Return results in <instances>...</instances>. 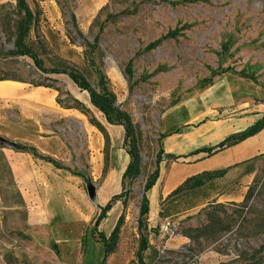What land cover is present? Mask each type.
<instances>
[{
  "label": "rangeland",
  "instance_id": "1",
  "mask_svg": "<svg viewBox=\"0 0 264 264\" xmlns=\"http://www.w3.org/2000/svg\"><path fill=\"white\" fill-rule=\"evenodd\" d=\"M16 3L0 0V80L24 83L28 89L52 84L61 107L89 97L64 72L86 79L97 92L113 94L115 106L135 127L145 173L121 185L118 194L127 189L131 193L117 242L104 259L98 234L109 238L120 215L113 211L122 200L113 202L95 229L104 175L95 179L92 174L91 152L80 126L64 119L53 122L54 136L63 142L61 157L55 159L58 167L81 179L79 191L94 209L86 221L63 216L56 199L51 221H34L33 207L23 201L7 165L5 153L11 149L0 142V264H139L142 187L147 175L156 169L159 175L163 165L177 161L164 154L159 136L188 130L186 114L198 115L192 125L198 128L264 117V0H26L33 23L24 44L45 70L57 73H42L28 55L10 54L23 20ZM6 110L12 123L0 124V138L22 145L13 124L16 111ZM85 116L93 121L88 112ZM120 149L128 152V139L122 148L106 145L108 165ZM196 180L202 188L183 201L199 206L168 219L148 215L149 226L157 230L149 245L158 256L153 260L148 250L142 254L144 262L264 260V251L251 258L264 244V153ZM88 185L95 188L96 203L88 198ZM71 199L67 188L66 202ZM165 220L174 228L162 235Z\"/></svg>",
  "mask_w": 264,
  "mask_h": 264
},
{
  "label": "crops",
  "instance_id": "2",
  "mask_svg": "<svg viewBox=\"0 0 264 264\" xmlns=\"http://www.w3.org/2000/svg\"><path fill=\"white\" fill-rule=\"evenodd\" d=\"M25 86L26 84L15 81H0V124L11 121L6 107L14 109L17 121L13 124L19 130L16 138L18 143L33 147L39 155L55 160L61 157L58 151L62 148L63 142L54 136L53 122L60 119L69 120L70 124L76 122L91 152L89 163L92 164L94 178L104 175L100 189L101 198L97 203L100 213V208L104 207L113 196L119 195L123 183L122 177L130 162L128 152L120 149L119 154L115 152L113 159L109 165L107 164V155L104 154L105 135L111 149L118 146L122 148L125 140L124 126L108 123L104 114L91 104L90 97L87 101L79 99L77 101L91 114L92 122H89L85 114L78 109L61 107L57 103V90L54 88L34 86L28 89ZM206 112H211V109L208 108ZM197 117L196 114H186L184 127L188 130L176 129L164 134L165 137L162 139L164 154L177 158V161L163 165L159 170L157 182L155 181L156 183L149 190V195L146 196L149 214L153 217L159 214L160 202L188 179L227 168L232 170L235 165L264 153V128L236 145L216 151L212 155L199 152L216 146L232 134L246 130L259 118L245 117L234 119L229 123L203 124V127L198 128L192 126ZM117 155L120 157L119 160H116ZM5 157L23 201L33 207L31 217L34 221H51L53 216L50 208L55 199L56 202L59 201L63 216H67L71 221L90 220L94 209L84 201L79 191L81 179L67 176L65 170H60L53 163L28 152L11 149L7 150ZM67 188L72 194L69 203L66 202ZM124 210L123 203L120 202L113 213L121 215Z\"/></svg>",
  "mask_w": 264,
  "mask_h": 264
},
{
  "label": "trees",
  "instance_id": "3",
  "mask_svg": "<svg viewBox=\"0 0 264 264\" xmlns=\"http://www.w3.org/2000/svg\"><path fill=\"white\" fill-rule=\"evenodd\" d=\"M16 7L19 11L23 13V20L21 21V23L19 24L16 30V37L14 40L15 50H12L10 54L11 55H28L32 58L35 66L42 73H57L54 70H51V71L45 70L42 67L41 62L37 60L36 57H34V55L30 52V50L25 46L24 40L27 36L30 26L33 23V16L26 4V0H17ZM96 39L97 38H95V40ZM64 73H67L69 78L74 82V84L81 91H87L89 93L91 104L104 114L108 123L119 124V125L124 126L125 139L129 140L128 154L130 157V162L122 178H123V181L126 178H128L130 181L138 180L139 177L142 175V173L143 174L145 173L144 167L142 166L143 158L140 155L138 145H137L138 136H136L135 127L130 121L129 117L121 113L119 109L115 106L114 95L109 94L104 89H103V92H97L89 84V82L86 79L76 75L73 72H64ZM0 81H4V80L1 79ZM34 86H45V87L54 88L52 84H45V83L35 84ZM57 103L60 104V101L58 100ZM63 107L67 109L74 108V109L80 110L84 114L87 113V110L85 109V107L77 100H73L71 104L63 106ZM263 128H264V117L260 119L259 121H257L252 126L248 127L246 130L240 133L232 134L226 137L222 142H220L216 146L200 150L199 152L206 153L207 155H212L216 151L234 146L237 143L257 134ZM164 137L165 135H160L159 140L163 139ZM107 144H108V139L105 135V147ZM16 150L22 151V152H28L32 154L33 156L45 159L46 161L51 162L55 166L58 167L57 161L49 157H43L39 155L36 149L33 147L25 146V145H17ZM159 161H160V157L156 156V165L159 163ZM209 173L210 172H208V174ZM157 177H158L157 169L152 174L147 175L144 185L142 187L143 195L139 199V212H138V218H137V232L139 234V255H138L139 264H146L142 258V254H144L148 250L151 252L153 256V260H155L158 256V251L155 248L150 247L149 245V236L151 234L155 235L157 230L149 226V222H148L149 208H148V201L146 197V193L152 188ZM196 179H198V176L188 179L179 188L173 191L171 195H169L165 200L160 202L159 217H161L162 219H168L170 217L179 216L183 212L199 206L198 203H194V202H190L189 204L185 206L184 204L185 201H183L186 197L192 194H195L198 190L202 188L201 181L196 180ZM192 181H195L193 185L191 184ZM130 193H131L130 189L125 190L121 192L119 195L113 196L104 207L100 208V213L97 215L95 222H94V228L95 229L97 228L100 221L105 217L106 212L111 208V205L113 204L114 201L122 200L123 208L125 209L126 201L129 199ZM249 198H250V192L245 196V200H248ZM123 221H124V211L118 218L115 228L111 232L108 239H106L101 233L98 234L100 241L102 242L103 247H104V259L113 250V247L111 249L109 248V246H111L112 242H114V245L116 244L117 239H118L119 228L122 225ZM201 230L202 229L197 230V231H201ZM263 251H264V244L260 246L258 249L253 251V253L251 254V258L254 259L258 254L262 253ZM251 264H264V260L257 259Z\"/></svg>",
  "mask_w": 264,
  "mask_h": 264
},
{
  "label": "water",
  "instance_id": "4",
  "mask_svg": "<svg viewBox=\"0 0 264 264\" xmlns=\"http://www.w3.org/2000/svg\"><path fill=\"white\" fill-rule=\"evenodd\" d=\"M0 142L1 144L5 145L6 147H8L9 149L12 150H16L17 149V145L14 142L8 141L6 139H2L0 138ZM87 195L88 198L93 202L96 203V195H95V188L93 185H88L87 186ZM143 195V191L140 193V197Z\"/></svg>",
  "mask_w": 264,
  "mask_h": 264
},
{
  "label": "built area",
  "instance_id": "5",
  "mask_svg": "<svg viewBox=\"0 0 264 264\" xmlns=\"http://www.w3.org/2000/svg\"><path fill=\"white\" fill-rule=\"evenodd\" d=\"M173 228H174L173 222H171L169 220H165L160 227V232L162 235H165V234H168L169 232H171L173 230Z\"/></svg>",
  "mask_w": 264,
  "mask_h": 264
}]
</instances>
